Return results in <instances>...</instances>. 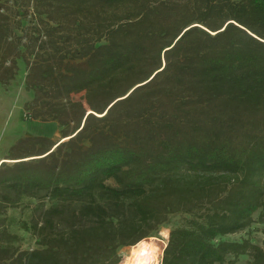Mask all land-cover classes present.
<instances>
[{"label":"trees","instance_id":"1","mask_svg":"<svg viewBox=\"0 0 264 264\" xmlns=\"http://www.w3.org/2000/svg\"><path fill=\"white\" fill-rule=\"evenodd\" d=\"M12 1L0 0L4 84L28 43L15 35ZM35 5L25 109L64 139L22 137L0 163V264H124L122 248L176 213L189 217L170 232L163 264H264L260 244L228 238L264 211V0ZM89 72L94 113L71 98ZM24 200L31 249L5 223ZM142 249L127 264H156Z\"/></svg>","mask_w":264,"mask_h":264},{"label":"rangeland","instance_id":"2","mask_svg":"<svg viewBox=\"0 0 264 264\" xmlns=\"http://www.w3.org/2000/svg\"><path fill=\"white\" fill-rule=\"evenodd\" d=\"M37 2L38 0L36 2L35 0H13L11 2L13 10L10 12V15L13 16L12 27L15 31V35L21 37L24 44L25 42L28 43L22 46L23 57H20L18 61L19 68L15 78L6 84L0 82V163L2 160H7L6 157L9 151L18 139L28 137V135H43L52 139L57 127V122L55 121H40L33 119L30 112L25 109L26 104L34 97V91L29 89L26 85V78L28 62L33 60L27 47L29 46L30 40L35 36L34 32H37V28L40 26V16L37 15L39 11L36 9L35 5ZM41 25L44 26L43 24ZM60 36V33H58L57 40L61 42V45L63 44L62 46L69 47L70 44L63 43L62 40L64 39L60 38ZM91 73L92 72L84 74L80 79H77L79 91L73 93L71 98L76 103L81 104L87 112L94 113L89 103L90 101L88 100V94L91 88L96 87L98 80L96 78V73ZM8 161L13 162L11 160ZM109 183L113 185L114 181L110 180ZM31 204L35 205L34 202ZM29 214L30 209L27 200L22 201L21 205L18 207L9 208L4 214V216H6L5 223H13V225L8 228V233L11 234V241H13V244L19 245L22 249H31V247L36 246L35 238L31 233L22 228L23 223L29 219ZM261 215H264V211H257L254 216L255 222L250 226L249 230L243 233H235V235H230L228 238H251L252 241L260 244L264 248V216ZM188 217L189 216L186 214L176 213V215L171 216L168 223L163 224L159 228V232L147 237L146 242L134 245L136 247L128 246L122 248L120 251V262L124 259V264H127L133 249H142L139 246L142 245L153 251L150 252L142 249V251L148 254V257H144L145 259H150L156 264H163V252L167 245L170 232L177 226L185 225ZM250 258L251 256L243 255L237 259L236 264H248Z\"/></svg>","mask_w":264,"mask_h":264},{"label":"crops","instance_id":"3","mask_svg":"<svg viewBox=\"0 0 264 264\" xmlns=\"http://www.w3.org/2000/svg\"><path fill=\"white\" fill-rule=\"evenodd\" d=\"M55 130H56V131L54 132V135H53V137H52V140H53L54 142H57V141H61V140H63V139H64L63 132H62V130H61V127L58 126V123H57V127H56ZM2 162H3V160H2Z\"/></svg>","mask_w":264,"mask_h":264},{"label":"water","instance_id":"4","mask_svg":"<svg viewBox=\"0 0 264 264\" xmlns=\"http://www.w3.org/2000/svg\"><path fill=\"white\" fill-rule=\"evenodd\" d=\"M3 161H5V162H9L8 160H3ZM167 246V245H166Z\"/></svg>","mask_w":264,"mask_h":264}]
</instances>
